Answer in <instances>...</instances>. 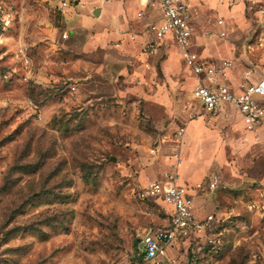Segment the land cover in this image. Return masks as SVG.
<instances>
[{
	"label": "rangeland",
	"instance_id": "rangeland-1",
	"mask_svg": "<svg viewBox=\"0 0 264 264\" xmlns=\"http://www.w3.org/2000/svg\"><path fill=\"white\" fill-rule=\"evenodd\" d=\"M240 1L250 25L264 28V13ZM5 2L14 18L0 30V264H121L142 230L168 220L161 201L136 189L171 169L179 111L196 117L199 105L163 82L158 57L153 79L140 83L126 50L70 53L49 38L53 8L43 20L40 0ZM203 122L205 145H215L201 178L216 173L220 183L203 193L202 210L215 206L225 230L218 248L193 258L187 242L175 244L172 264H264V216L246 207L264 180V127ZM189 165L182 158L180 178Z\"/></svg>",
	"mask_w": 264,
	"mask_h": 264
},
{
	"label": "crops",
	"instance_id": "crops-1",
	"mask_svg": "<svg viewBox=\"0 0 264 264\" xmlns=\"http://www.w3.org/2000/svg\"><path fill=\"white\" fill-rule=\"evenodd\" d=\"M35 2L38 3L39 0H35ZM40 3L42 7H37V9L40 12V17L44 20L53 14L54 0H40ZM139 10H143L142 16H138ZM189 10L194 24L192 49L209 62H217L221 58H232L234 65L230 68L226 79L232 88H237L242 82L256 81L264 77V54L261 50L250 51L246 46L247 42L264 28L256 30L250 25L251 23L243 14L242 1L228 3L225 0H190ZM58 17L59 23L51 20L49 29V38L52 39V43L56 47L61 45L60 47H64L70 53L91 52L97 49L105 52L124 49L135 62L136 78H139L140 83L147 82L148 78L153 79L155 62L158 57L163 73V82L165 84L173 82L178 87L185 88V95H190L197 102L192 95L193 73L183 63L180 51L173 41V43H168L170 39L166 38L154 53H147L142 49L144 42L151 38L147 23L160 17L158 10L145 7L142 5V0H76L61 14L58 13ZM74 17V21L68 24L67 21ZM219 19L222 20L221 23L217 22ZM60 22L63 23L61 30L59 29ZM63 29L67 30V37L64 38L61 36ZM207 30H225L227 35L225 37L207 36ZM130 33L135 34L133 38L130 37ZM248 69L250 73L247 75L248 77L244 78L243 72ZM137 88L139 89V87ZM148 96L156 100L152 95ZM195 114L196 117L191 116L188 111H179L178 114V118L185 125L181 142L183 163L190 164L189 168L186 167L181 180L188 184H195L204 179L201 177L213 163L211 147L213 148L215 145L214 143L209 145L210 142L205 145V137L210 132L204 125L200 106L196 109ZM218 117L228 123H231L236 117L242 122L245 129L240 114L231 104H225ZM261 127L264 126L258 128ZM172 159L173 157L170 163H173ZM192 159L200 161L194 163L191 161ZM263 183L264 180L260 182V185ZM208 191L206 189L191 190L195 213L199 217L213 212V210L216 211L215 206L212 211L206 213L202 210L203 193ZM197 196L202 197L198 200L199 202L196 200ZM162 203L168 211L169 218L171 206ZM172 249H169L170 253Z\"/></svg>",
	"mask_w": 264,
	"mask_h": 264
},
{
	"label": "built area",
	"instance_id": "built-area-1",
	"mask_svg": "<svg viewBox=\"0 0 264 264\" xmlns=\"http://www.w3.org/2000/svg\"><path fill=\"white\" fill-rule=\"evenodd\" d=\"M76 0H54L53 10L61 14ZM190 0H142V5L159 11L157 20L147 23L151 38L144 42L142 49L147 53H154L166 38L172 40L180 51L181 59L193 73L194 81L192 95L199 103L202 113L207 120L220 115L225 104L233 105L240 114L245 129L255 131L264 126V77L256 81L242 82L237 88H232L226 81L230 68L234 65L232 58H221L217 62H209L192 49V35L194 31L193 17L189 10ZM224 1V0H221ZM233 3L237 0H225ZM248 11L264 13L263 8H256L255 0H246ZM143 10L138 11V16ZM14 18L13 7L5 0H0V30L10 27ZM221 23L222 20L217 21ZM130 33V37H134ZM207 36L225 37V30H207ZM61 36L67 37V30L63 29ZM248 50H261L264 54V29L257 32L246 44ZM27 66L28 57L24 47L19 46L14 52ZM250 70L243 72L248 77ZM72 90L75 85L70 86ZM185 132V125L176 129L175 135L179 139L178 148L174 149L173 163L170 170L163 172L160 177L148 179L136 189V195L144 200L161 201L171 206L170 216L163 226L145 228L138 234L136 249L131 252L141 260L127 256L121 264H172L176 263L175 256L169 249L180 242H187L192 258L207 246V250L220 246L225 228L220 224L221 217L214 212L197 217L193 209V189L213 191L219 187L218 174L211 173L195 184L182 182L178 168L181 163V142ZM248 210L264 216V183L257 188V197L246 203ZM230 213V212H229ZM229 215V214H228Z\"/></svg>",
	"mask_w": 264,
	"mask_h": 264
},
{
	"label": "trees",
	"instance_id": "trees-1",
	"mask_svg": "<svg viewBox=\"0 0 264 264\" xmlns=\"http://www.w3.org/2000/svg\"><path fill=\"white\" fill-rule=\"evenodd\" d=\"M137 242H138V241H137ZM207 248H208L207 246H202V249H204L205 251H208ZM135 249H136V247L134 248V250H135ZM132 251H133V250H132ZM132 251H131V252H132ZM128 256L132 257L133 255L130 253ZM189 256L192 257L191 254H190ZM136 259H137V261H140V260H141V254H139V257L136 258ZM191 259H192V258H191Z\"/></svg>",
	"mask_w": 264,
	"mask_h": 264
},
{
	"label": "water",
	"instance_id": "water-1",
	"mask_svg": "<svg viewBox=\"0 0 264 264\" xmlns=\"http://www.w3.org/2000/svg\"><path fill=\"white\" fill-rule=\"evenodd\" d=\"M137 258V256H136V254L133 256V259H136Z\"/></svg>",
	"mask_w": 264,
	"mask_h": 264
}]
</instances>
